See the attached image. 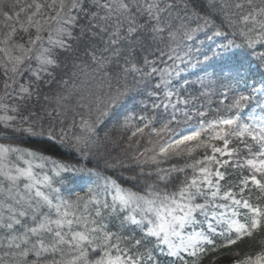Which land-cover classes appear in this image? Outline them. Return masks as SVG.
I'll return each mask as SVG.
<instances>
[{"label":"snow or ice","instance_id":"1","mask_svg":"<svg viewBox=\"0 0 264 264\" xmlns=\"http://www.w3.org/2000/svg\"><path fill=\"white\" fill-rule=\"evenodd\" d=\"M256 238L233 264H264V0H0V264Z\"/></svg>","mask_w":264,"mask_h":264},{"label":"trees","instance_id":"2","mask_svg":"<svg viewBox=\"0 0 264 264\" xmlns=\"http://www.w3.org/2000/svg\"><path fill=\"white\" fill-rule=\"evenodd\" d=\"M190 79H195V76L189 77ZM41 147L45 151L52 155L53 158L63 159V160H72L73 157L67 154L66 150L59 144H53L49 142H44L41 144ZM258 238L252 240H244L233 248L225 250V254L219 256L216 264H233V260L236 258L232 253H239L240 257L243 258V254L248 251L258 247Z\"/></svg>","mask_w":264,"mask_h":264}]
</instances>
